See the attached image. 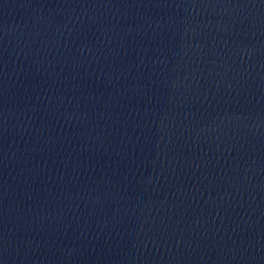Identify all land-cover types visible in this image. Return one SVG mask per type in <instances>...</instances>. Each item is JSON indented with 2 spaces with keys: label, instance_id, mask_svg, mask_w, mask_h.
<instances>
[{
  "label": "water",
  "instance_id": "1",
  "mask_svg": "<svg viewBox=\"0 0 264 264\" xmlns=\"http://www.w3.org/2000/svg\"><path fill=\"white\" fill-rule=\"evenodd\" d=\"M0 264H264V0H0Z\"/></svg>",
  "mask_w": 264,
  "mask_h": 264
}]
</instances>
